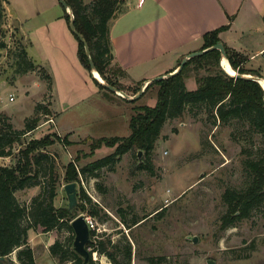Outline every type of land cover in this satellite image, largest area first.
<instances>
[{
    "label": "rangeland",
    "instance_id": "obj_1",
    "mask_svg": "<svg viewBox=\"0 0 264 264\" xmlns=\"http://www.w3.org/2000/svg\"><path fill=\"white\" fill-rule=\"evenodd\" d=\"M91 1L82 0L84 5ZM126 2L134 5L137 1L123 0L117 5L114 18L119 11L127 9ZM63 16L58 0H8L0 29L3 44L0 48V133L21 132L27 119L38 120L33 132L20 136L19 142L12 144L11 156L0 158V165L11 166L17 160L18 150L29 140L55 135L58 141L46 149L55 161L58 174L55 208L68 205L63 189L67 184L63 179L64 167L71 162L77 170L111 155L116 146L102 145L92 150L91 144L100 138L127 137L130 117L139 107H153L157 91L152 86L133 103L105 90L99 91L77 59L76 42L71 47L66 35L56 26L52 27L53 38L60 39L62 56L54 61L49 56L55 54L50 50L54 45L47 48L49 44L41 41L39 30L44 23H54L59 18L68 29ZM21 20H26L23 32L28 29L29 39H24L15 27ZM68 33L75 39L69 29ZM22 49H28V55L40 69L22 72L25 67L22 61L19 63ZM260 59L264 61L263 57ZM161 63L164 59L138 70L145 67L154 70ZM261 66L256 71L264 77V62ZM41 69L51 77L50 89ZM209 74L212 73L196 71L190 65L185 72V88L194 90L195 78ZM118 82L126 90L134 87L124 77L118 78ZM240 123L229 120L226 124L214 125L207 120L201 106L187 108L179 118L167 119L150 154H140V162L147 163L149 170L135 168L138 159L134 148L121 155L114 165L98 170L96 177H80L75 182L76 217L83 215L93 220L95 240L109 239L118 249L129 244L130 264H148L149 258H161L160 264H264V203L252 209L247 219L220 228V219L227 211L222 198L224 191H242L249 180L243 161L264 158V140L257 134H249L247 125ZM237 130L245 138L241 140L245 145L243 154L241 146L230 136ZM39 192L37 186L16 191L14 196L19 203L29 205ZM82 194L88 203L83 202ZM89 205L96 206L97 216L87 212ZM133 220L138 223L128 228ZM68 237L70 234L64 228L48 233L28 231V245L35 264H58L49 256L48 248L55 240L66 243ZM193 237L195 243L190 239ZM17 251L5 258V264H20ZM88 251L95 264H112L104 254L90 247ZM118 259L121 260L120 255Z\"/></svg>",
    "mask_w": 264,
    "mask_h": 264
},
{
    "label": "trees",
    "instance_id": "obj_2",
    "mask_svg": "<svg viewBox=\"0 0 264 264\" xmlns=\"http://www.w3.org/2000/svg\"><path fill=\"white\" fill-rule=\"evenodd\" d=\"M70 8L73 15V25L75 30L85 40L90 59L93 62L94 70L98 73L104 84L114 87L117 91L126 95H136L142 83H136L132 89L119 87L118 78L125 76L123 70L114 63L112 46L109 39V24L117 11V5L123 0H92L84 5L82 0H63ZM0 0V29L4 20V7ZM64 10V20L68 26L69 15ZM123 11H119L121 14ZM228 23L218 29L205 33L202 37V46L199 50L207 49L217 43H221L219 34L226 31ZM1 31V30H0ZM77 42V59L81 66L90 71L88 59L84 52L83 44L74 36ZM225 58L233 71L240 75H250L252 77H263L252 69H247L243 65L246 58L241 54L223 45ZM0 48L3 44L0 43ZM221 59L217 50L208 51L201 56L188 60L175 75L149 84L143 94L152 86L157 87L156 102L153 107L142 106L137 109L129 119L130 133L123 138H100L91 144L92 150L98 149L102 145L115 147L114 152L102 159L90 162L76 170L73 163H68L64 167V181L67 184L78 182L80 177L93 176L101 168L114 165L119 157L136 149V152H146L150 154L154 147V142L159 136V132L167 119L181 117L187 108L201 106L206 114L207 120H211L215 125L226 124L229 120H236L248 127V133L257 134L264 140V100L263 90L260 85L247 78H232L226 75L219 68ZM24 64L22 72L35 70L40 67L35 65L31 59L27 58V53L22 49L19 55V63ZM192 65L196 71L205 70L212 74L204 77H196L194 90L185 88V72ZM170 71L172 73L178 68ZM45 73L48 80L49 89L52 82L51 77ZM94 81V80H93ZM97 88L108 91L102 84L94 81ZM141 95V97L143 96ZM140 97V98H141ZM135 102L137 100H126ZM240 123V124H241ZM38 125L35 118L27 119L24 129L21 132L0 133V158L11 156V148L14 142H19L22 135L33 132ZM244 126V125H243ZM237 130L231 132L230 136L241 146V152H245V145L242 143L243 136ZM250 136L247 142L250 143ZM58 141L53 134L46 135L40 139L29 140L24 148L18 150L17 160L11 166L0 165V258H7L15 249L16 259L20 264H35L32 249L28 245V231L39 230L42 233L66 229L70 234L66 243L55 240L48 248L49 256L58 264L69 262L70 264H82V259L72 250L74 238L71 221L76 217V207L69 211L66 208H55L53 200L56 197V183L58 174L54 159L46 149ZM137 158V155H136ZM136 169L149 170L147 163L136 161ZM244 169L248 175V183L242 191L226 189L223 193V201L227 205V211L220 219V228L225 229L234 225L237 221L247 219L252 209L260 207L264 203V158L256 161L245 159ZM40 187V192L31 199L30 204H21L14 196L16 191H24L31 187ZM83 202L88 203L87 197L82 194ZM87 200V202L85 201ZM84 209V205L80 204ZM87 212L92 216H97L95 205H89ZM160 216V215H159ZM145 219V218H143ZM137 220H133L128 228L136 225ZM91 243L89 245L93 251L104 254L112 264H130L131 247L126 244L124 248L118 249L117 245L111 244L107 240H95L94 232L89 231ZM108 250H111L109 252ZM90 254V252H89ZM120 255L121 260L118 259ZM161 258H149L148 264H160ZM0 264H5L0 260ZM87 264H95L89 257Z\"/></svg>",
    "mask_w": 264,
    "mask_h": 264
},
{
    "label": "crops",
    "instance_id": "obj_3",
    "mask_svg": "<svg viewBox=\"0 0 264 264\" xmlns=\"http://www.w3.org/2000/svg\"><path fill=\"white\" fill-rule=\"evenodd\" d=\"M5 1L4 8L8 3ZM126 4L127 9L110 21L109 39L114 63L123 70L125 80L132 85L141 82L142 89L152 77L170 73L179 59L199 51L205 33L227 25L228 18H231L228 29L219 34L221 44L245 57V64L250 66L247 69L260 71L262 68L264 0H144L142 5H137V2ZM36 6L41 10L38 4ZM22 21L15 25L23 38L29 39L28 29L23 32L26 20ZM53 26L63 36L66 35L71 47L76 41L71 39L61 18L54 23H44L39 30L40 39L49 44V49L54 45L50 50L55 54L49 56L55 61L62 56V49L60 39L53 38ZM27 42L31 44L30 40ZM26 53L37 65L28 55V49ZM163 59L164 63L156 65L154 70L145 69ZM144 65V70H138Z\"/></svg>",
    "mask_w": 264,
    "mask_h": 264
},
{
    "label": "water",
    "instance_id": "obj_4",
    "mask_svg": "<svg viewBox=\"0 0 264 264\" xmlns=\"http://www.w3.org/2000/svg\"><path fill=\"white\" fill-rule=\"evenodd\" d=\"M58 2L60 3V5L65 9V11L68 13L69 15V23H68V29L70 30V32L72 33L73 36H75L82 44H83V47H84V52H85V55L88 59V64H89V67H90V77L98 82L99 84H102L108 91H110L111 93L123 98V99H126V100H137L141 97V95L143 94L145 88L153 83V82H156V81H159V80H162V79H165V78H168V77H171L173 75H175L178 71L181 70V68L184 66V64L190 60L191 58H194V57H197V56H201L202 54L208 52V51H212V50H217L220 52V55H221V59L222 57L225 58V53H224V49H223V46L221 43H217L207 49H204V50H199V51H195V52H192V53H189L187 54L183 60L181 61V63L179 64L178 68L173 71L172 73H168L167 75L165 76H159V77H155L154 79L148 81L146 84H144L143 88L140 89V91L134 95V96H126L124 93L122 92H119L117 91L114 87H111L107 84H104V82H100L98 81L95 77H94V72H96L94 70V65H93V62L92 60L90 59V54H89V50H88V47H87V44L85 42V40L83 39V37L75 30L74 28V25H73V15L71 13V10L70 8L67 7V5L64 3L63 0H58ZM15 27H17L15 25ZM221 59L219 61V66L220 68L222 69V71L228 75L224 69L222 68V65H221ZM226 59V58H225ZM229 77H232V78H247V79H251L255 82H257L259 85V81L261 79H259L258 77H252L250 75H240V74H237L235 73L234 75H228ZM261 87V85H260ZM262 88V87H261ZM263 90V100H264V89L262 88ZM142 152L141 151H138L137 152V159H138V162L140 161V154ZM64 192L66 194V197H67V201H68V205H67V209L69 211L73 210L75 207H76V184L75 183H69V184H66L64 187ZM70 226L73 230V234H74V239H73V242H72V250L73 252L82 259V264H87L88 261H89V257H91V255L89 254V251H88V247L91 243V239H90V233H89V230H88V227L85 223V220H84V216L83 215H79L77 217H75L71 223H70ZM191 241L193 243L196 242V238H190ZM1 261H4V258H0ZM208 264H212L210 262H208Z\"/></svg>",
    "mask_w": 264,
    "mask_h": 264
},
{
    "label": "bare ground",
    "instance_id": "obj_5",
    "mask_svg": "<svg viewBox=\"0 0 264 264\" xmlns=\"http://www.w3.org/2000/svg\"><path fill=\"white\" fill-rule=\"evenodd\" d=\"M221 65H222V68L224 69V71H225L228 75H231V76H232V75L235 74V72H234L233 69L230 67V65H229V63L227 62V60H226L225 58H223V57H222V59H221ZM94 77H95L98 81L102 82V79L100 78V76L98 75L97 72H94ZM259 83H260L261 87L264 89V80L261 79V80L259 81Z\"/></svg>",
    "mask_w": 264,
    "mask_h": 264
},
{
    "label": "built area",
    "instance_id": "obj_6",
    "mask_svg": "<svg viewBox=\"0 0 264 264\" xmlns=\"http://www.w3.org/2000/svg\"><path fill=\"white\" fill-rule=\"evenodd\" d=\"M143 1L144 0H137V5H142ZM10 100H12V98H10ZM84 220H85V223L88 227V230L94 232L93 238H95L96 237V235H95V231H96L95 223L93 222V220L90 217H84Z\"/></svg>",
    "mask_w": 264,
    "mask_h": 264
}]
</instances>
